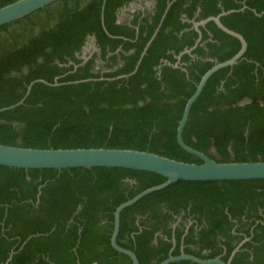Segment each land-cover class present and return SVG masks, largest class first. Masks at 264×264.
Instances as JSON below:
<instances>
[{
    "label": "trees",
    "instance_id": "trees-1",
    "mask_svg": "<svg viewBox=\"0 0 264 264\" xmlns=\"http://www.w3.org/2000/svg\"><path fill=\"white\" fill-rule=\"evenodd\" d=\"M129 1L106 0L102 19L103 0H56L0 26V108L36 79L57 83H34L22 104L0 112V143L134 148L202 163L179 145L177 126L202 75L241 43L212 20L197 30L185 19L233 10L221 22L243 35L246 51L209 77L182 136L218 162L264 161V0H155L154 13L117 23ZM90 36L100 52L85 60ZM164 180L118 167L0 165V264L11 254L7 264H132L110 245L113 213ZM162 206L190 212L193 222L183 217L172 228L176 219ZM117 243L140 264H159L181 248L226 261L239 245L230 264H264V179L179 180L151 192L122 210Z\"/></svg>",
    "mask_w": 264,
    "mask_h": 264
},
{
    "label": "water",
    "instance_id": "water-1",
    "mask_svg": "<svg viewBox=\"0 0 264 264\" xmlns=\"http://www.w3.org/2000/svg\"><path fill=\"white\" fill-rule=\"evenodd\" d=\"M54 1L56 0H16L8 3L0 7V26L16 21L40 8L45 7L46 5H49ZM105 3L106 0H103L101 10L102 19ZM232 11L233 10L223 11L216 16H210L206 19H202L201 21L194 22L195 28L198 30V27L200 25H204L208 21L212 20L220 29L236 37L241 43V47L236 54L224 61H215L213 66L202 75L200 81L196 86V90L186 102L182 117L179 120L177 126L176 136L179 145L187 152L201 158L203 160L202 163L180 161L160 155L155 152L142 151L134 148H31L0 143V165L19 167L24 169L53 168L58 170L78 167H118L154 172L165 177V180L163 182L148 187L137 193L132 198H129L128 200L122 202L115 208L114 211V225L110 238L111 245L119 253L127 255L131 259L132 264H140L138 257L133 250L122 247L117 243V235L120 227V214L123 209L134 204L143 196L151 192L163 189L179 180L221 181L264 179V161L218 162L210 158L205 153L186 144L182 136L183 129L189 116L191 105L201 93L209 77L218 69L226 66H232L237 63L246 51L247 42L243 35L228 28L221 22V17ZM89 39V41L92 42L94 50L90 55L82 56L83 58H85V60L98 50V47L95 44V37L90 36ZM83 49H85V47ZM190 50L191 49H188L186 50V52H189ZM174 66L178 65L175 64ZM36 82H42L49 85H57V83L50 84L44 79H36L27 86L26 94L23 98L12 105L0 108V112L13 109L22 104L25 97L29 94L32 85ZM238 248L239 247L233 250L231 256L227 261H223L220 256H216L213 258H201L182 251L179 255H170L166 259L162 260L159 264H170L172 262L180 260H189L197 264H230V261ZM11 256L12 254L8 258L7 262L11 259ZM7 262L4 264H7Z\"/></svg>",
    "mask_w": 264,
    "mask_h": 264
},
{
    "label": "flooded vegetation",
    "instance_id": "flooded-vegetation-1",
    "mask_svg": "<svg viewBox=\"0 0 264 264\" xmlns=\"http://www.w3.org/2000/svg\"><path fill=\"white\" fill-rule=\"evenodd\" d=\"M154 8H155V0H130L125 6H123V7H121L119 10H118V12H117V23H127L128 25H130L131 26V20L134 18V14L135 13H138V12H140V17L142 18V17H144V16H146V15H148V14H151L152 12L154 13ZM198 11H199V9H198ZM167 13V8L165 9V11H164V13H163V16H165V14ZM182 19L184 20L185 18H184V16L182 17ZM185 20H188V21H191V22H193V24H194V22H198L197 20H195V19H185ZM202 20V19H201ZM194 27H195V25H194ZM90 39H88L87 40V42L85 43V45H84V47L86 46V44L88 43V41H89ZM83 47V48H84ZM98 47V46H97ZM193 49H194V47H193ZM192 48H191V50L188 52V53H191L192 52V50H193ZM96 52H100V48L98 47V50L96 51ZM194 58L195 57H197V56H195V54L194 55H192ZM209 59V58H208ZM210 60H213L212 58H210ZM213 61H215V60H213ZM105 70V69H104ZM125 180H127V181H129V182H131V184H133L135 181L133 180V179H125ZM162 208V213H164V214H171L175 219H176V221L172 224V228H175V225H177L178 223L177 222H180V221H182V218L184 217V218H186V221H184V223L186 222V223H188V225L190 224V223H192L193 222V214H191L190 212H187V211H185V210H183V209H181L180 210V212H176V213H173V212H171L170 211V209H167L166 207H164V206H162L161 207ZM188 210H189V208H188ZM114 214V213H113ZM113 223H114V221H113ZM114 225V224H113ZM113 231V230H112ZM196 232V231H195ZM119 233V232H118ZM111 234H112V232H111ZM111 234H110V238H111ZM157 235H162V233L160 232V231H158V232H156V236ZM117 238H118V235H117ZM173 241H175L174 239H173ZM153 242L154 243H156V240L155 239H153ZM110 245H111V240H110ZM121 246V245H120ZM111 247H112V245H111ZM239 247V246H238ZM113 248V247H112ZM114 249V248H113ZM115 250V249H114ZM183 251V249L181 248V252ZM186 253V252H185ZM188 254H190V253H188ZM170 255H172V254H170ZM169 255V256H170ZM194 255V254H193ZM168 256V257H169ZM219 256V255H218ZM199 257V256H198ZM216 257V256H215ZM221 257V256H220ZM213 258V257H212ZM233 258V257H232ZM229 259V258H228ZM131 260V259H130ZM232 260V259H231ZM181 261V260H180ZM224 261V260H223ZM227 261V260H226ZM175 262H177V261H175ZM230 263H231V261H230Z\"/></svg>",
    "mask_w": 264,
    "mask_h": 264
},
{
    "label": "rangeland",
    "instance_id": "rangeland-1",
    "mask_svg": "<svg viewBox=\"0 0 264 264\" xmlns=\"http://www.w3.org/2000/svg\"><path fill=\"white\" fill-rule=\"evenodd\" d=\"M94 50L93 46H92V42H88L85 46V49H83V53L82 56H88L91 54V52ZM94 54V53H93Z\"/></svg>",
    "mask_w": 264,
    "mask_h": 264
},
{
    "label": "crops",
    "instance_id": "crops-1",
    "mask_svg": "<svg viewBox=\"0 0 264 264\" xmlns=\"http://www.w3.org/2000/svg\"><path fill=\"white\" fill-rule=\"evenodd\" d=\"M12 257V256H11ZM8 260V259H7ZM7 262V261H6ZM193 263V262H192Z\"/></svg>",
    "mask_w": 264,
    "mask_h": 264
}]
</instances>
